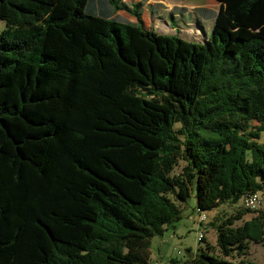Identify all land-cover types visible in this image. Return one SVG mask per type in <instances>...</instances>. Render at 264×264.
Masks as SVG:
<instances>
[{"label": "trees", "instance_id": "trees-1", "mask_svg": "<svg viewBox=\"0 0 264 264\" xmlns=\"http://www.w3.org/2000/svg\"><path fill=\"white\" fill-rule=\"evenodd\" d=\"M87 1L0 0V264H149L193 187L264 196V0H217L203 42ZM210 224L183 264H247L264 204Z\"/></svg>", "mask_w": 264, "mask_h": 264}, {"label": "crops", "instance_id": "crops-1", "mask_svg": "<svg viewBox=\"0 0 264 264\" xmlns=\"http://www.w3.org/2000/svg\"><path fill=\"white\" fill-rule=\"evenodd\" d=\"M119 4L125 5L127 9L115 11L107 0H88L87 11L94 15L134 22L135 18L131 10L136 8L145 26L162 34H175L183 39L197 42H203L208 37L212 30L214 17L220 7V2L217 0H119ZM175 235L173 231L168 236L167 229L158 235L159 248L157 251L161 257H163V246L170 245ZM149 250L150 256L156 255V251L153 253L154 250L151 249V241ZM191 256L192 252L182 260V264L187 262ZM158 258V256L155 258L156 264ZM169 261L175 262L176 259L169 258Z\"/></svg>", "mask_w": 264, "mask_h": 264}, {"label": "rangeland", "instance_id": "rangeland-1", "mask_svg": "<svg viewBox=\"0 0 264 264\" xmlns=\"http://www.w3.org/2000/svg\"><path fill=\"white\" fill-rule=\"evenodd\" d=\"M206 22V20H205ZM207 26V24L205 25ZM4 27V20L0 19V30ZM262 140H264V133H262ZM183 165L179 162L174 169L177 172ZM180 208L181 217L166 226L164 231L167 229L168 236L175 231L176 235L172 237V243L170 245H164L162 248L163 257L157 251L159 248V236L151 237V249L153 253L156 251L155 256H150L149 264H156L155 258L158 256L157 264H182V260L189 256V253L196 251V249L204 248L205 242H198L196 240L197 228L204 226V238L213 247V251L216 252L215 248V231L211 226V221L214 218H220L233 214L236 210L242 208L241 201L239 200L237 204L223 203L219 207L213 210H204L202 213L205 214V220L201 225L197 223V213L195 211V188L193 187L190 191L188 199L184 203H177ZM255 212H248L242 215L241 220L235 222V225H239L242 221H249L255 217ZM189 249V251H188ZM166 252V254H164ZM160 254V255H159ZM247 264H262L264 263V243L254 242L249 239L247 243V249L245 254L242 256ZM169 258L176 259L175 262L169 261Z\"/></svg>", "mask_w": 264, "mask_h": 264}, {"label": "built area", "instance_id": "built-area-1", "mask_svg": "<svg viewBox=\"0 0 264 264\" xmlns=\"http://www.w3.org/2000/svg\"><path fill=\"white\" fill-rule=\"evenodd\" d=\"M242 205L250 210H257L259 209L262 204H264V196L260 192H249L242 197ZM198 212V211H197ZM205 214L199 212L197 214V222L203 223L205 220ZM204 236V229L199 227L197 230L196 240L200 241ZM193 264V263H187Z\"/></svg>", "mask_w": 264, "mask_h": 264}]
</instances>
